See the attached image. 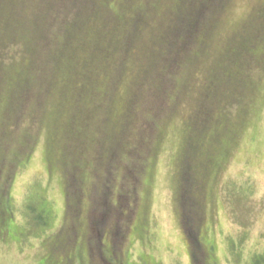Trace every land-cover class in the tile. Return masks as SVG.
I'll use <instances>...</instances> for the list:
<instances>
[{"label":"rangeland","instance_id":"1","mask_svg":"<svg viewBox=\"0 0 264 264\" xmlns=\"http://www.w3.org/2000/svg\"><path fill=\"white\" fill-rule=\"evenodd\" d=\"M257 254L264 0H0V264Z\"/></svg>","mask_w":264,"mask_h":264},{"label":"trees","instance_id":"2","mask_svg":"<svg viewBox=\"0 0 264 264\" xmlns=\"http://www.w3.org/2000/svg\"><path fill=\"white\" fill-rule=\"evenodd\" d=\"M185 25H186V28H185L186 31L188 29H190V26H192L190 24V21H188V22L186 21ZM194 27H196V26H194ZM190 35H191V32L188 36H190ZM34 220H35V222H33L31 220V218H29L30 226L32 228H34V229H45L49 225L50 217L47 215L46 211L42 210V214L37 219H34ZM255 263L256 264H264V255L263 254L255 255Z\"/></svg>","mask_w":264,"mask_h":264}]
</instances>
